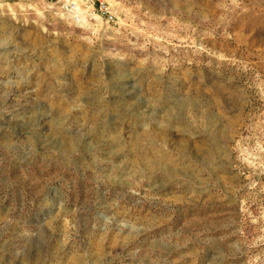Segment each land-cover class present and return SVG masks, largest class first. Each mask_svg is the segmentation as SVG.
I'll use <instances>...</instances> for the list:
<instances>
[{
    "label": "rangeland",
    "instance_id": "rangeland-1",
    "mask_svg": "<svg viewBox=\"0 0 264 264\" xmlns=\"http://www.w3.org/2000/svg\"><path fill=\"white\" fill-rule=\"evenodd\" d=\"M108 1L0 0V264H264V0Z\"/></svg>",
    "mask_w": 264,
    "mask_h": 264
},
{
    "label": "built area",
    "instance_id": "built-area-1",
    "mask_svg": "<svg viewBox=\"0 0 264 264\" xmlns=\"http://www.w3.org/2000/svg\"><path fill=\"white\" fill-rule=\"evenodd\" d=\"M89 3L93 4V12L99 13L101 16L105 17L108 21V23L112 24L115 23L117 20V11L113 8V6L109 3L108 0H88ZM99 3L98 7L95 8V3ZM71 7L72 13L75 14V18L78 21H81L83 19V15H79L80 6L79 4L74 1L68 7ZM92 11V10H91Z\"/></svg>",
    "mask_w": 264,
    "mask_h": 264
}]
</instances>
